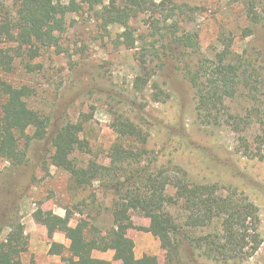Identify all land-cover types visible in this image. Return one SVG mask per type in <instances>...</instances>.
Segmentation results:
<instances>
[{
    "label": "trees",
    "instance_id": "trees-1",
    "mask_svg": "<svg viewBox=\"0 0 264 264\" xmlns=\"http://www.w3.org/2000/svg\"><path fill=\"white\" fill-rule=\"evenodd\" d=\"M231 1L243 7L252 26L264 21V0ZM84 7L96 10L104 26L122 29L118 45L128 50L140 48L135 59L142 75L133 81L136 91L150 84V64L161 68L162 55L178 53L179 67L194 92L197 123L229 129L237 134L245 158L264 159L263 150L253 148L246 137L257 127L252 142L264 148V80L251 49L233 52L227 46L212 58L199 55L197 35L181 28L175 19L176 8L164 6V0H66L65 4L0 0V163L22 165L26 150L33 142L48 138L53 123L50 116H42L27 105L25 87L14 86L2 76L12 73L23 48L36 56L42 48L58 46L59 36L66 30V15ZM141 16L148 31L136 34L132 24ZM241 31L244 38L253 34L250 26ZM148 38L155 40L146 42ZM138 42L140 46H136ZM85 123L54 125L49 138L53 149L50 164L65 171L76 188L98 183L109 193L111 224L104 228L103 222L95 219L79 220L71 226L70 213L61 217L39 208L33 219L46 228L47 237L62 233L69 242L65 247L52 241L49 255L61 257L65 264H111L92 254L113 251L120 264H160L154 256L135 257L134 242L127 236L132 213L148 219L149 225L140 229L159 240L169 264H195L197 259L240 264L259 250L263 238L257 207L234 189L192 180L171 159L163 160L164 156L147 150L148 135L134 122H112L111 128L124 141L111 146L107 164L91 160L76 163L72 155L87 146L80 138ZM167 136L166 147L177 151L186 146L181 130L174 134L176 141L170 132ZM27 250L26 236L11 228L0 241V264H23L21 257Z\"/></svg>",
    "mask_w": 264,
    "mask_h": 264
},
{
    "label": "rangeland",
    "instance_id": "rangeland-1",
    "mask_svg": "<svg viewBox=\"0 0 264 264\" xmlns=\"http://www.w3.org/2000/svg\"><path fill=\"white\" fill-rule=\"evenodd\" d=\"M53 2L65 4L66 0ZM164 6L175 7V19L181 28L197 35L199 55L212 58L227 46L233 52L251 49L262 67L264 80V21L252 26L245 19L243 7L231 0H164ZM141 18L132 24L136 34L148 31ZM65 24L58 46L42 48L36 56L23 48L14 60L12 73L2 76L14 86L25 87L29 94L27 105L42 116H50L53 123L48 138L33 142L26 150L22 165L0 163V241L11 228L19 229L28 241V250L21 257L23 264H65L61 257L49 255L48 249L52 241L68 247V240L62 233L49 239L46 228L33 219L37 209L61 217L68 212L71 226L79 220L96 219L109 228L112 196L103 192L98 183L74 187L65 171L50 164L53 149L49 138L54 125L86 122L80 135L86 149L72 158L76 163L91 160L107 164L111 146L124 141L111 128L112 122L130 121L147 133V150L164 156L163 160L171 159L192 180L234 189L257 207L263 243L240 264H264V159L245 158L239 150L237 134L229 129L197 123L194 92L179 67L178 53L162 55L161 68L150 64V84L139 92L133 81L142 75L135 59L140 48L128 50L118 45L122 32L119 26H104L96 10L87 7L68 13ZM249 26L253 34L244 38L241 30ZM179 130L186 136V146L174 151L173 146L166 147L170 137L165 133L170 132L176 141L174 134ZM255 134L257 127L246 137L253 148L264 152L263 147L252 142ZM130 224L127 236L134 242L135 257L154 256L160 264H169L159 240L140 229L149 225L148 219L132 213ZM92 256L120 264L113 251H95ZM195 264L221 263L197 259Z\"/></svg>",
    "mask_w": 264,
    "mask_h": 264
}]
</instances>
